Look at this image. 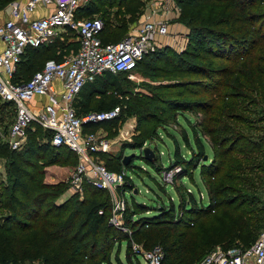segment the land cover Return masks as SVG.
Instances as JSON below:
<instances>
[{"label":"trees","instance_id":"16d2710c","mask_svg":"<svg viewBox=\"0 0 264 264\" xmlns=\"http://www.w3.org/2000/svg\"><path fill=\"white\" fill-rule=\"evenodd\" d=\"M10 1L12 0H0V8ZM173 1L181 9L180 21H185L189 31L185 48L175 57L176 62L169 65L172 67L171 74L198 76L193 82L195 92L191 94L198 96L204 93L208 98L188 101L179 98L184 97L181 92L177 96L165 97L161 94L165 86L159 84L153 88V95L148 98L136 96L131 102L139 105L141 102L154 104L153 109L142 112L139 116L143 123L153 124L152 132L159 128L167 129L163 122L167 113L174 116L184 110L194 109L208 114L206 120L201 121L200 126L204 121L205 124L199 130L190 127L193 144L188 140L186 132L183 133L184 147L191 150V158L180 154L175 147L173 162L175 166H179L182 177L186 175L184 172L195 168L205 177L207 203L204 204L188 189L185 192L187 198L178 200L175 207L174 200L169 206L159 202L156 215L135 220L128 208L129 211L124 212V218L126 224L131 226L132 236L139 237L141 234L145 238V244H159L162 247V264H192L197 250L207 243L201 239L202 233L197 230L192 232L191 238L186 231L194 229L202 216L206 215L205 218H208L221 209L212 221L222 223L226 230L213 234V238L224 239L235 234L247 236L240 241L223 245L224 247L235 242L244 246L251 244L258 235L254 237L253 234L260 227L256 222L264 220L259 218L262 208L257 206V191L264 179V110L261 106L264 105V0ZM143 2L144 0H90L78 9L77 16H98L103 7L118 5L125 8V13H129L130 18L126 20L133 22L138 18L135 10L141 8ZM199 2H212L211 12L187 13L184 10L187 7L194 8ZM203 7L206 6L201 8ZM105 14L108 16L109 11H105ZM123 28L122 25H114V30L111 31L109 21L103 22L99 38L102 42L116 41L124 36L121 32ZM74 43H69L72 44V51L78 46V42ZM64 45L27 48L13 80L27 79L47 58L59 59L64 52L55 54L54 50L61 49ZM51 48L55 49L49 54ZM43 54L47 55H44L37 66L36 61ZM151 54L144 55L135 67L142 62L145 64ZM187 56H192L195 61L187 60ZM209 57L227 65L214 67L198 61ZM169 59L172 58L167 57L166 61ZM121 73L125 72H105L94 81L86 82L74 101L76 113L83 116L92 111L109 110L115 105L122 108L119 97L124 90L118 78ZM229 74L235 76L230 83L225 79ZM173 85L175 88L185 87L180 79ZM224 87L231 90L221 92ZM109 88L115 95L107 94ZM217 101L221 103L215 104ZM1 102L12 107L9 102ZM115 122L116 118L87 122L83 125V131L91 132L98 127L112 126ZM139 129L143 136L134 148L141 149L142 140L147 138V130ZM201 134L207 139L202 138ZM50 136L49 131L32 122L27 128V140L22 150L10 149L3 141L0 143V155L8 154L10 157L6 169L9 182L0 189V210L3 211L0 214V264H23L26 261L36 264H109V255L114 245L119 247L121 241H125V247L128 244L125 235L109 223V198L102 195L106 189L84 182L81 195L75 192L65 200L56 202L55 199L67 187V183L43 182L42 165L59 162L70 164V161L76 164L77 155L63 145H50ZM124 155L125 152H121L115 156V162H111L113 157H110L105 163L106 167L115 171L126 170L132 164L123 163ZM143 158L148 165L154 167L157 159L155 156ZM113 163L115 167H110ZM191 175L188 174V177ZM218 175L220 179L216 178ZM19 178L26 181L24 186ZM162 185L165 187L166 184ZM169 186L174 188L173 182ZM227 192L235 194L228 196ZM132 205L137 209V206L143 204L133 202ZM158 226L162 228L160 231L155 230ZM187 236L190 241L185 243L183 240ZM197 240L202 241V245H196ZM130 251L129 248L125 255L128 260L126 263L116 257L119 264H132ZM200 258L199 256L197 261Z\"/></svg>","mask_w":264,"mask_h":264},{"label":"built area","instance_id":"2783aa9c","mask_svg":"<svg viewBox=\"0 0 264 264\" xmlns=\"http://www.w3.org/2000/svg\"><path fill=\"white\" fill-rule=\"evenodd\" d=\"M88 1L12 0L0 8H5V17L0 22V41L3 44L0 50V99L13 107V120L3 142L10 149H20L26 143L27 128L32 122L49 131L50 145H63L77 155L75 167L65 181L69 190L80 195L84 182L96 188L112 189L129 184V178L123 169L111 170L101 161H93L91 154L106 152L109 143L93 132H83L84 123L118 117L121 106L80 116L74 106L79 90L86 82L94 81L105 72H131L145 53L153 48L157 38L169 34L168 16L162 12L159 18H144L120 39L102 42L99 38L102 19L96 15L77 16L78 9ZM38 8L45 13L32 16ZM61 29L75 32L77 49L59 59H45L30 77L14 81L15 71L26 49L54 42ZM40 96L45 101L31 107L29 102ZM123 201L114 202L109 223L125 231L118 215L124 207ZM132 249L147 264H162L164 253L160 245L143 250L134 243ZM195 264H264V227L251 244L244 246L235 242L226 248L217 246Z\"/></svg>","mask_w":264,"mask_h":264},{"label":"rangeland","instance_id":"374dc122","mask_svg":"<svg viewBox=\"0 0 264 264\" xmlns=\"http://www.w3.org/2000/svg\"><path fill=\"white\" fill-rule=\"evenodd\" d=\"M6 5V4H5ZM4 5V6H5ZM206 6L205 8H201L202 6ZM212 2H199L196 6L187 7L184 10L188 12L196 11L200 13V11H204V13L209 14L212 10L210 8ZM3 6V7H4ZM139 9V10H138ZM137 11L138 18H136L133 22H128L126 19L130 18L129 13H125L126 10L122 6H112L109 5L102 8V11L98 13V16L102 17L103 22L109 21L112 29L114 30V25H122L124 28L121 30L124 35L130 31V29L142 21L144 19V13L150 12L152 17H161L162 12H168V23H169V34L160 36L157 38L153 48L149 49L145 55L152 53L151 58L144 64V62L140 63L137 67H135L131 72H125L118 74V78L121 82L123 88V94L119 97L120 104H122L121 112L118 117H116V122L112 126L106 127H98L93 129V133L98 136L105 135L109 137V139H114L113 143L108 147V150L103 154L99 153H92L91 159L93 161H101L102 163H106L110 157H113L111 162H115V156H118L121 152H125V154H130V157L127 159V163L130 162L132 165L126 168V177L129 178L128 183L123 186H117L115 188L109 189L105 188L106 190L103 192V196H108V200L110 203V210H109V218L113 215L114 210V202L115 201H123L124 207L121 210L120 215L122 219L123 226H125L126 230H120L127 240V244L125 247V241H121L119 247L116 248L117 245H114L112 248L110 255H109V264H119L116 257L121 260V262L126 263L128 260L126 259L125 255L128 254L129 248L131 249L130 258L132 264H147V262L138 254L136 255L133 252L132 245L135 243L139 245L143 250H147L152 248L153 246H149L145 244V238L143 235H139V237L132 236L131 234V226L126 224L125 220V210L126 212L131 211V217L133 220L139 219L143 216H153L158 213V204L159 202H164L166 206L173 201V205L175 207L176 202L181 200L182 198H187L185 192L190 189L194 192L196 198L201 199L204 204L207 203V197L205 194V177L203 178L200 173H198V169L188 170L184 172L186 175L182 177V172L179 170V166H175L173 162L175 161L174 150L175 147L178 148V152L187 158L190 157V149L186 148L183 139V133L186 132V136L188 140L193 144V138L191 134V126L195 127L199 130L202 125L200 126L201 121L206 120L207 115L203 113L201 110H184L183 113H176L174 116L170 113H167L163 122L167 125L166 130H161L160 128L157 129L155 132H152V123H143L141 121L140 113L146 112L147 110L153 109L154 104L152 102H141L142 104H132V99L136 96H146L148 98L150 95H153L152 90L159 84H164L165 86L162 89V96H177L179 92L184 97H179L186 99L188 101L197 99H204L206 100L208 97L206 94L194 96L191 93L195 92L194 87V80L198 79V76H194L191 74H181V75H173L171 74V70L169 65L170 63L176 62V58L179 52H181L187 43V32L189 28L180 21L179 14L181 9L179 6L175 5L173 0H144L141 8H138ZM37 11V10H36ZM40 11V10H39ZM105 11H109L108 16L104 13ZM164 14V16H165ZM157 15V16H156ZM143 18V19H142ZM186 18H188L186 14ZM185 20V18L183 17ZM195 22V21H194ZM196 23V22H195ZM198 24V23H196ZM125 30V31H124ZM124 31V32H123ZM77 41V36L75 32L70 30H63L59 31L58 36L55 37L54 42H50L47 45H64L61 49H53L51 48L49 54L55 51V54L58 52L63 51L64 54L70 53L72 49V44ZM72 43V44H69ZM45 45V44H44ZM54 50V51H53ZM160 53V54H159ZM48 54V52H47ZM47 54H43L41 57L38 58L36 61V65L38 66ZM159 54V55H158ZM45 55V56H44ZM156 55V56H155ZM172 58L169 61H166V58ZM176 57V58H175ZM187 60L195 61L192 56H187ZM199 62L202 61L203 64H207L208 66H223L227 65V63H220V61H214L213 58L209 57L206 60H198ZM32 62V61H29ZM27 63L28 65L30 63ZM169 66V67H168ZM238 66V65H237ZM236 66H234L235 68ZM175 71V70H174ZM165 74V75H164ZM234 75L226 76V82L234 81ZM178 79L183 80L184 86L183 89L175 88L173 85ZM175 81V82H174ZM186 88V89H185ZM182 90V91H180ZM231 90L226 87L222 89L221 92ZM107 94H114V91L109 88L107 90ZM118 93H116L117 95ZM35 97L33 100H38L40 97ZM41 100V99H40ZM225 100V99H224ZM0 99V143L5 140L6 132L8 130L9 124L13 120V108L9 105H6L1 102ZM38 105L42 104L43 102L35 101ZM221 102H216L215 104H220ZM264 110V105H261ZM258 110V109H257ZM140 121H139V120ZM264 122V121H263ZM139 124V125H138ZM264 124V123H262ZM144 126V127H143ZM147 130L145 134L147 138L142 140V149L144 147H149L152 150V155L155 156L157 159L155 161L154 167L148 165L142 156L143 152L139 148H134L136 142L141 139L143 135H141V129ZM84 132V131H83ZM144 135V136H146ZM202 138L207 139V137L203 134ZM199 136V134H198ZM27 140V139H26ZM145 141V143H144ZM25 145V144H24ZM23 145V146H24ZM16 151L22 150L24 147ZM125 148L123 149V147ZM211 156V155H210ZM9 155L6 154L5 156L0 155V189L4 186L8 185V175H7V168L9 166ZM191 158V157H190ZM210 159V158H209ZM75 164H72L70 161L69 163H56V164H49V165H42L43 168V176L42 181L48 184H56L58 182H64L67 174H71L72 170L74 169ZM110 167H115V163L110 164ZM156 169V170H155ZM124 170V169H123ZM190 172V173H189ZM222 173V172H221ZM188 174H192L191 177H188ZM193 176V179H192ZM216 178L220 179V175L216 176ZM264 178V177H263ZM20 182H23V186L25 185L26 181L22 178H19ZM173 182L174 188L169 186V183ZM196 182V183H195ZM222 182V180H221ZM131 184V185H130ZM162 184H166L165 187ZM136 190V192H133ZM258 196H259V203L257 204L258 207L262 208V212L259 214V218H264V179L262 185L258 188ZM71 189H68V186L64 188V190L60 193L56 200V202H61L62 199L65 200L67 197L73 195ZM78 193V192H76ZM79 194V193H78ZM233 192H227L228 196L234 195ZM124 196V197H123ZM123 198V199H121ZM130 202V203H129ZM133 202H137L143 204L141 206H137V209L133 207ZM129 203V205H128ZM256 206V205H254ZM127 208V209H126ZM221 209L215 211L213 216L205 218L206 215L202 216L199 219L196 227L194 229H190L186 231V234L189 238L192 237V232L197 230L199 233H202L200 236L202 240L206 241L207 244L202 249H198L196 253V258L192 262L195 264L197 262V258L200 256L202 257L203 254L209 252L210 250L214 249L217 246H222L232 243L235 240H242V237H247L245 234L243 235H233L226 237L224 239L213 238V234L222 232L226 230L222 223H216L212 221V218L217 217ZM3 213L0 210V214ZM135 213V214H133ZM108 218V220H109ZM259 223V230L264 226V220H260L256 222ZM156 231H160L162 228L161 226L155 227ZM164 230V228H163ZM257 230L256 233L253 234L255 237L256 234L259 233ZM244 233V232H243ZM143 236V237H142ZM186 237L185 241L183 242L188 243L190 240ZM240 237V238H239ZM188 240V241H186ZM209 242V243H208ZM202 241L197 240L196 245H202ZM157 245V244H155ZM159 245V244H158ZM228 247V246H226ZM224 247V248H226ZM162 248V247H161ZM23 264H36L35 262L26 261ZM106 264V263H102Z\"/></svg>","mask_w":264,"mask_h":264},{"label":"crops","instance_id":"0c3cea01","mask_svg":"<svg viewBox=\"0 0 264 264\" xmlns=\"http://www.w3.org/2000/svg\"><path fill=\"white\" fill-rule=\"evenodd\" d=\"M40 10V11H39ZM46 12H47V10H46ZM45 13V10H43V9H41V8H38L37 9V11H35L34 12V14L32 15V16H39V15H43ZM167 14L166 15H168V12H166ZM153 15H151V13L150 12H148V13H144V18H157V17H152ZM157 16V15H156ZM4 17H5V8L4 9H2V10H0V22L4 19ZM143 19V18H142ZM47 45V44H46ZM3 47V44H2V42L0 41V50H1V48ZM39 98V97H38ZM37 98V99H38ZM41 99V100H40ZM40 99H38V100H32V101H30L29 102V105L31 106V107H33V106H37L38 104L35 102V101H40V102H44L45 101V98L44 97H42V96H40ZM104 139H106L107 140V142L109 143V146L113 143V141H115L114 139H109V137H106L105 135H103L102 136ZM70 173V172H69ZM68 175V174H67ZM60 201H62V199L60 200Z\"/></svg>","mask_w":264,"mask_h":264},{"label":"water","instance_id":"95a60500","mask_svg":"<svg viewBox=\"0 0 264 264\" xmlns=\"http://www.w3.org/2000/svg\"><path fill=\"white\" fill-rule=\"evenodd\" d=\"M142 152H143V154H142V156L143 157H145V158H150L151 157V155H152V150L149 148V147H144L143 149H142ZM130 157V154H125L124 156H123V163L125 164L126 162H127V159ZM204 158H206V156H204ZM133 192H136V190H134Z\"/></svg>","mask_w":264,"mask_h":264}]
</instances>
